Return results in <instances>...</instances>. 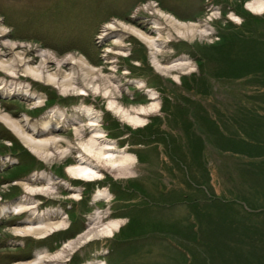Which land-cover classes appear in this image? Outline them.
I'll return each mask as SVG.
<instances>
[{
	"label": "rangeland",
	"instance_id": "obj_1",
	"mask_svg": "<svg viewBox=\"0 0 264 264\" xmlns=\"http://www.w3.org/2000/svg\"><path fill=\"white\" fill-rule=\"evenodd\" d=\"M222 1L226 0H0V27L5 34L1 41L16 43L19 46L18 50L26 52L31 66L37 65L38 55L41 52L50 54L56 60L70 56L76 58L82 56L91 66L99 69L102 76L99 77V75L98 80L94 79L92 82L78 76V82L85 83L87 89V95L79 96L77 95L78 91H71L63 95L50 85L19 75V81L30 83L32 90L43 96L42 104L36 107L32 102L14 95L0 97V113L8 115L14 120L23 119L25 115L31 122L40 123L42 119L49 117L52 110H57L64 114V122L74 119L78 121L77 125H67L57 119L56 123L59 122L61 128L50 131L49 134L41 138L37 137L39 139H57L56 147L60 150L70 148V152L65 156L61 158L54 156L51 161H45L32 153L14 132L0 122V138L6 133L11 134L18 142V146L27 152L25 156L22 153L24 151L20 149L13 151L15 145L12 142L0 139V204H10L25 195L24 187L16 184L17 182L35 177L36 180L29 183L30 187L40 188L44 186V182L38 181V177L41 173L47 174L53 180L54 192L31 195V201L35 202L37 211L44 213L47 210H53L56 212L54 215L56 220H63L68 228L79 224L81 229L78 235L69 240L64 239L69 230H66L67 227L46 238L19 237L12 233V229L22 226L29 217L28 213L8 216L6 219L0 220V264L28 262L23 261L24 257L30 256L29 261H31L33 260L31 258H34L39 251L54 254L69 241L79 240L88 233L91 235L92 231L96 233L87 241L83 240L82 243H78L77 247L68 254L65 264H183L186 260H183L181 249L192 257L189 264L199 263V248H201L199 242L202 241V238L192 237L193 235L189 233L190 229L187 226L189 212L186 210L188 208L175 205H170L168 208L167 205L174 203L171 197L176 195L175 192L177 195L178 193L181 195L180 198L185 197L197 202L200 200L199 203L203 202L202 198L205 196L191 190L188 184L190 185L192 182L186 178L185 167L182 168V165L177 161L179 159L178 151H175L173 146L168 147L172 137L186 142L185 138H188L186 130L181 124L180 118L165 120V113L161 111V107L165 104L164 99H168L172 104H177L190 98L194 100L193 103L188 102L186 105L194 117L198 114L196 104H200L208 109L209 116L215 121V124L223 129L224 125L229 128H237L238 123L235 122V119L239 120L243 117V112H256V101L262 102L263 93L258 98H251L254 88L248 86L245 79L236 82L210 79L211 93L208 96L187 93L181 89L183 77L191 78L192 75L198 77L200 71L188 46L211 45L219 40L217 33L219 26L222 27L227 22L239 26L243 21ZM227 1L231 3L243 2L244 10L255 17H264V12L259 15L247 9V4L255 0ZM159 10L172 15L183 23H203L207 26L209 34L197 35L193 40L172 39L157 57L163 65L186 58L189 67L185 70L170 73L156 71L149 49L133 35H127L123 39V47L121 46L120 49L114 45L117 38H108L104 42L99 39L103 26L113 21L145 32ZM140 55L145 58V63L142 66L145 71L142 75H137L138 72L133 74L131 66L136 69L141 68L140 60L135 59ZM132 57L134 58L132 59ZM50 68L54 70L57 66L51 65ZM62 69L68 71L67 66ZM153 75L158 76L160 81L155 80ZM105 76L113 77V85L105 79ZM1 77H5V75L0 71ZM139 84L143 86H139ZM151 95L155 97V100ZM110 101L117 109L122 108L123 111L126 110L130 114H133L134 109L148 108L155 101L158 104V109L145 116L144 125L133 127L123 120L122 111L120 112L119 109L117 111L115 108L108 109ZM257 110L261 114L259 116L264 117V109L257 108ZM88 112L89 115L86 116ZM155 117L164 120L160 129L165 132L166 143L163 144L164 142L158 138L156 142L159 144L156 142L149 144L147 141L146 145L148 146L139 145V135L136 140L134 132L143 128L151 121V118ZM194 117H188L186 120L191 124H196ZM249 117L252 116L249 115ZM89 119L97 121L98 126L95 129L104 133L103 141L113 143L117 152L122 151L132 156L131 161L127 163L131 172L118 174L112 171L110 165L101 162L99 163L101 177L98 180L79 181L71 178L67 169L70 166H75L77 159L82 158L81 150L84 143L92 136L91 130L87 127ZM114 122L118 124L115 129L111 127ZM78 127L82 128L81 135L75 133V128ZM124 128L130 129L132 133L125 131ZM193 129L196 132L194 127ZM122 130L124 131L122 132ZM27 133L34 138L35 135ZM216 150L215 144L211 141L206 142L205 155L208 160L211 193L219 200L233 204L236 190L234 182L237 184L240 181L238 178L240 172L236 165L246 159L229 153L219 154ZM136 152H139L143 158L142 163L138 161ZM184 152L187 150L184 149ZM24 156L34 158L40 165L31 166L29 157L26 160ZM86 158L93 164L97 163L94 157ZM24 160L27 161V165L22 164L25 162ZM255 161L258 162L259 159H255ZM189 170L191 171V168ZM198 171L200 170L198 169ZM192 174L195 175V173ZM55 176L58 179H55ZM131 184H137L141 189L144 188L145 194L140 191L139 193L136 191L138 194H135L140 195L149 204V207L143 206L140 209L141 215L143 218L145 217V221H148L146 224H150V226L165 224L166 227L162 229L142 228V232L146 234L143 236L137 229L134 233H129L133 236L124 237L122 241L117 242L119 244H116L120 238L119 230L125 228L129 217L133 216L130 206L137 203H126L125 200L129 199L126 197L115 198L118 192L115 186L127 189L131 187ZM99 190L106 191V198L96 199ZM206 190L208 189L206 188ZM81 192H84L86 197L82 196ZM169 195L170 197H168ZM151 201L157 202V205L162 204V206L153 207ZM82 205L85 207L83 208ZM204 210L203 207L198 209V211ZM191 211L196 215V209H191ZM134 212L136 214L137 211ZM263 219H259L257 224H263ZM112 220L122 222L112 236L97 233L103 225ZM94 224L96 227L92 229ZM167 225L172 227L167 229ZM116 237L118 238L116 239ZM165 237L173 239L174 242L169 244L164 239ZM52 247L53 249H51ZM32 254L33 257H31Z\"/></svg>",
	"mask_w": 264,
	"mask_h": 264
},
{
	"label": "trees",
	"instance_id": "obj_2",
	"mask_svg": "<svg viewBox=\"0 0 264 264\" xmlns=\"http://www.w3.org/2000/svg\"><path fill=\"white\" fill-rule=\"evenodd\" d=\"M226 1H222L224 5L242 18L241 25L236 26L227 22L222 27H218L219 40L217 42L211 45L194 44L188 46L200 71L198 77L196 75H192L191 78L183 77L181 79V89L187 93L208 96L211 93L210 79L227 82L245 79L247 85L254 88L251 98H258L260 94H264V17H255L244 10L242 8L243 2L231 3ZM135 59L140 60L141 68L136 69L131 66V70L133 74L138 72L137 75H142L145 71L142 67L145 58L140 55ZM153 77L156 78L155 80L160 81L158 76L153 75ZM164 100L165 104L162 105L161 111L165 113V120L180 118L181 124L188 135V138H185L186 142H182L177 137H172L171 144L168 147L173 146V149L178 151L179 159L177 161L182 165V168L185 167L184 172L188 174L187 176L185 173L186 178L192 182L190 185L188 184L191 190L205 196V198H202L203 202L199 203L200 200L197 202L185 197L180 198L181 195L178 193V196L175 192L176 195L171 197L174 203L167 205L168 208L170 205L188 208L186 210L189 212L187 216L189 233L193 235L192 237L202 238V241L199 242L201 248H199L200 260L198 264H264V117H260L261 114L257 110V108L264 109V97L261 99L262 102L256 101V112L246 111L242 113L243 117L239 120L235 119V122L238 123L237 128H229L224 125L223 129L215 124V121L209 116L208 109L200 104H196L198 114L195 115V118L186 105L188 102L193 103L194 100L190 98H186L183 103L178 102L177 104H172L168 99ZM249 115L252 117H249ZM191 116L194 117L196 124H191L186 120ZM163 121L162 118H151L147 125L136 130L134 135L137 138L136 140H138L137 135H139L138 144L146 145L147 141L152 144L158 138L165 144V132L160 129ZM111 127L115 129L118 124L114 122ZM124 129L132 133L128 128ZM0 139L12 142L15 145L13 151L20 149L24 151L22 153L25 156L27 155L25 154L27 152L18 146V142L11 134L6 133ZM210 141L217 147V153L239 155L241 158L245 157L246 159L236 165L240 172L238 174L240 181L237 184L234 182L236 190L233 204L225 203L211 193L208 160L205 155L206 142ZM156 143L159 144V142ZM160 144L162 143L160 142ZM183 148L187 152H184ZM135 154L138 161L142 163L143 158L140 153L136 152ZM28 157L31 160L29 161L31 166L40 165L34 158ZM27 158L25 157L26 160ZM255 159H259V161L256 162ZM26 160L22 164L27 165ZM41 166L44 167L42 164ZM189 168H191V171ZM192 173H195V175ZM115 187L118 189L115 198L126 197L129 198L125 200L126 203H137L130 206L133 216L129 217L125 228L119 230L120 238L116 237V239H119L116 244H119L117 242L122 241L124 237L133 236L129 233H134L137 229L141 231L143 236L146 234L142 232V228L162 229L166 227L165 224L153 226L146 224L148 221H145L140 209L143 206L149 207V204L140 195L135 194L139 191L144 193V188L141 189L137 184H131V187L127 189L120 186ZM206 188L210 192L205 191ZM82 196L86 197L84 194ZM150 203L152 206L154 205L153 207L162 206V204L157 205V202L151 201ZM82 207L85 206L82 205ZM200 207L205 210L198 211ZM190 208L196 209V215L193 214ZM258 210L260 211L258 212ZM134 211H137L136 214ZM259 219H263V224H257ZM179 222L180 220L177 223L179 224ZM170 227L172 226L167 225V229ZM68 229L67 236H64L65 240L72 239L81 232L79 224L70 226ZM164 239L169 244L174 242L169 237ZM181 251L184 256L183 260H186L183 264H189L192 257L182 249Z\"/></svg>",
	"mask_w": 264,
	"mask_h": 264
},
{
	"label": "bare ground",
	"instance_id": "obj_3",
	"mask_svg": "<svg viewBox=\"0 0 264 264\" xmlns=\"http://www.w3.org/2000/svg\"><path fill=\"white\" fill-rule=\"evenodd\" d=\"M247 9L255 14H262L264 12V0L249 2L247 4ZM207 34H209V31L207 30L206 24H186L176 20L172 15L159 10L145 32L125 25L124 23L113 21L103 26V31L99 39L104 42L108 38H117V40L114 41V45L118 46L120 49L123 47V39L126 38L127 35H133L141 40L149 49L156 71L160 73H170L172 71L187 69L189 63L186 58H181L167 65L160 63L157 57L161 50L165 48L166 44L172 39L182 38L193 40L197 35ZM4 36V30L0 27V71L5 75V77L0 78V97H9L11 95L18 96L26 101L32 102V104L37 107L44 101L43 96L32 90L30 83L19 81V75L50 85L63 95L71 91H78L77 95L85 96L87 95L86 84L84 83V85L78 82V76H82L86 80L92 82L94 79L98 80V76L101 74L99 69L91 66L82 56L78 58L70 56L62 60H56L50 54L41 52L38 55L39 62L37 65L31 66V61L27 58L26 52L18 50L19 46L16 43L12 44L1 41ZM51 65H56L57 68L52 70L50 68ZM66 66L68 67V71L62 69ZM99 77L102 76L100 75ZM8 78L9 80H7ZM112 78L113 77L105 76V79L113 85L114 81ZM139 86L143 85L139 84ZM151 97L155 100L153 95H151ZM113 108L117 111L118 109L120 112L122 111L124 116L123 120L125 122L133 127H138L145 124V116L151 112L157 111L158 104L155 101L148 108L141 107L139 110L134 109L133 114L126 112V110L123 111L122 108L117 109L113 102L110 101L108 109L110 110ZM88 115L89 112L86 116ZM57 119L64 122V114L57 110H52L49 117L42 119L40 123L31 122L25 115L23 119L14 120L6 114L0 113V122L14 132L32 153L36 154V156H40V158L45 161H51L54 156L61 158L70 152V148L64 150L58 149L56 147L57 139H39L49 134L50 131L61 128L60 123H56ZM88 121L87 127L91 130L92 136L84 143L81 150L83 153L82 158L77 159V164L75 166L68 167L67 172L71 178L84 181L98 180L101 177V170H99V167H101L99 163L101 162H104L105 165H110L112 171L118 174H128L131 172L127 163L131 161L132 156L122 151L117 152L113 143L103 141L105 136L104 133L95 129V127L98 126L97 121L95 119H89ZM64 123L67 125H77L78 121L75 119L70 122L65 120ZM27 132L35 135L34 138L30 136L31 134L28 135L29 133ZM75 133L81 135L82 128H75ZM89 156L94 157L97 163L93 164L89 161V159L86 158ZM34 180H36L35 177H32L28 180L16 183L24 187L25 195L10 204H0V220L6 219L8 216H18L26 212L29 217L23 222L24 224L22 226L13 227L12 233L19 237L31 236L40 239L46 238L62 228H66L67 224L63 220H56L57 218L54 217L56 212L53 210H47L44 213L37 211L35 202L31 201V195L51 194L54 192L55 186L53 185L52 178L47 174L41 173L38 177V181L44 182V186L40 188L30 187L29 183ZM62 185H65V183H62ZM106 195V191L99 190L96 199H104ZM121 223L122 222L119 220H112L106 225H103L97 233L112 236L113 233L119 229ZM92 227V229H95L96 224ZM95 233L96 232L92 231L91 235L88 233L79 238V240L69 241L61 250L54 254H48L46 251H39L35 254L33 260L18 264H65L68 260V254L77 247V244L82 243L83 240L87 241Z\"/></svg>",
	"mask_w": 264,
	"mask_h": 264
},
{
	"label": "flooded vegetation",
	"instance_id": "obj_4",
	"mask_svg": "<svg viewBox=\"0 0 264 264\" xmlns=\"http://www.w3.org/2000/svg\"><path fill=\"white\" fill-rule=\"evenodd\" d=\"M54 178H55V179H58V177H56V176H55ZM81 194L83 195L84 192H81ZM80 199L82 200V197H80ZM31 257H33V254H32ZM29 259H30V256H25L23 261H29ZM31 259H33V258H31Z\"/></svg>",
	"mask_w": 264,
	"mask_h": 264
}]
</instances>
